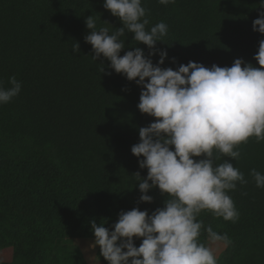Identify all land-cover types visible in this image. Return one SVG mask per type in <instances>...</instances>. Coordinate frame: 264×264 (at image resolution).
<instances>
[{"label":"trees","instance_id":"trees-1","mask_svg":"<svg viewBox=\"0 0 264 264\" xmlns=\"http://www.w3.org/2000/svg\"><path fill=\"white\" fill-rule=\"evenodd\" d=\"M103 4L0 0V84L11 87L10 77L21 84L20 93L0 105V251L12 249V264H72L73 258L50 251L56 241L95 239L93 220L112 230L122 211L139 208L151 215L167 199L154 188L148 192L152 203L140 202L135 174L146 179L147 169L140 168L143 157H135L131 148L140 142L139 129L155 122L137 107L142 88L102 56L94 60L85 42L90 16L96 30L111 34L123 27ZM260 5L261 0L168 5L142 0L146 30L159 22L168 27L156 49L167 51L161 67L173 70L190 61L231 67L236 59L260 67L254 56L264 35L252 28L264 11ZM120 39L121 56L139 47L148 57L149 49L132 33L126 30ZM151 59L155 66L160 57ZM235 150L240 152L236 160L214 153L219 156L214 166L229 160L244 175L246 183L237 182L228 192L239 219L225 221L208 211L197 219L232 241L217 264H264V187L251 175L253 169L264 175V141L252 137ZM141 243L134 239L136 247ZM96 257L107 264L99 247ZM76 260L87 264L81 256Z\"/></svg>","mask_w":264,"mask_h":264},{"label":"clouds","instance_id":"clouds-1","mask_svg":"<svg viewBox=\"0 0 264 264\" xmlns=\"http://www.w3.org/2000/svg\"><path fill=\"white\" fill-rule=\"evenodd\" d=\"M158 2L168 5L176 0ZM103 7L123 27L111 34L107 28L96 30L90 16L85 21L90 30L85 42L92 46L94 60L102 56L117 74L142 88L137 107L155 122L139 129L140 142L131 148L135 157H143L140 168L147 169L146 179L135 174L140 178V202L152 203L148 192L154 188L167 199L151 215L139 208L122 211L112 230L93 220L95 239L89 248L98 246L107 264H217L215 248L228 247L232 241L197 217L208 211L225 221L239 219L228 192L236 189L237 182L246 183L244 175L229 160L214 166V159H219L214 153L236 160L239 145L252 137L264 141V40L254 56L258 68L236 59L231 67L208 68L190 61L177 70L163 69L167 51L156 49V44L167 36V25L159 22L146 30L149 20L142 0H104ZM260 7L264 8V0ZM252 28L264 35V11ZM126 30L147 46L148 57L139 47L120 55L125 48L120 38ZM156 55L160 59L154 66L151 57ZM9 84L8 88L0 84V105L21 91L15 77ZM251 175L257 187H264V175L255 169ZM134 239L142 240L139 247ZM0 264H5L3 257Z\"/></svg>","mask_w":264,"mask_h":264},{"label":"rangeland","instance_id":"rangeland-1","mask_svg":"<svg viewBox=\"0 0 264 264\" xmlns=\"http://www.w3.org/2000/svg\"><path fill=\"white\" fill-rule=\"evenodd\" d=\"M94 242V239H75L74 241H56L50 251L57 256L73 258L72 264H77V257L83 258L88 264H102L96 257L97 248L91 249L89 245ZM225 247L217 246L215 248L216 258L223 252ZM12 249L6 248L0 251V257L5 259V264H12Z\"/></svg>","mask_w":264,"mask_h":264},{"label":"crops","instance_id":"crops-1","mask_svg":"<svg viewBox=\"0 0 264 264\" xmlns=\"http://www.w3.org/2000/svg\"><path fill=\"white\" fill-rule=\"evenodd\" d=\"M88 264V263H87Z\"/></svg>","mask_w":264,"mask_h":264}]
</instances>
